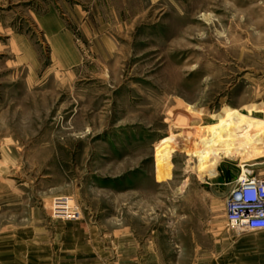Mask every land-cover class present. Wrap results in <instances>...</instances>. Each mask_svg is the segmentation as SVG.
I'll return each instance as SVG.
<instances>
[{
    "label": "rangeland",
    "instance_id": "rangeland-1",
    "mask_svg": "<svg viewBox=\"0 0 264 264\" xmlns=\"http://www.w3.org/2000/svg\"><path fill=\"white\" fill-rule=\"evenodd\" d=\"M49 13L78 63L51 55ZM263 102L264 0H0V233L37 231L49 264H71L70 227L104 253L85 264H123L126 246L133 264H207L215 233L239 235L224 200L242 163L201 174L202 129ZM247 164L264 178V158Z\"/></svg>",
    "mask_w": 264,
    "mask_h": 264
},
{
    "label": "crops",
    "instance_id": "crops-1",
    "mask_svg": "<svg viewBox=\"0 0 264 264\" xmlns=\"http://www.w3.org/2000/svg\"><path fill=\"white\" fill-rule=\"evenodd\" d=\"M40 30L48 44L51 55L61 63L64 61L68 64H76L79 62V56L73 42L72 34L66 30L62 20L57 18L53 13L40 18L38 23ZM18 41H12V48L17 56L25 54V45L16 44ZM18 47H15V46ZM21 47V48H20ZM23 49L22 54L20 50ZM264 104V102H263ZM262 104V105H263ZM260 118H264L262 115ZM253 119H258L254 117ZM62 207H56L58 212ZM79 226V225H78ZM82 226V225H81ZM70 233L64 235L69 243L61 244L60 258L70 256L71 264L89 263L94 257L104 256V253L96 251L94 247L95 235L94 231L87 228L69 229ZM66 228L62 224H58V237H62L66 232ZM34 232V231H33ZM15 233L14 229L7 228L0 233V264H49L47 255L51 254L49 246L40 245L41 235L36 233ZM257 233H264L257 232ZM213 249L209 252L204 251V258H209L207 264H264V234L241 233L234 235L231 233L218 232L213 236ZM61 242V241H60ZM59 243V241H58ZM55 251L58 256V246ZM65 252V253H64ZM70 252V253H69ZM43 256V261L40 259ZM136 252L131 247L122 249V263L133 264L132 256ZM124 255V256H123ZM136 257V256H135ZM148 258L149 264H159L156 255L151 250ZM205 262V260H204Z\"/></svg>",
    "mask_w": 264,
    "mask_h": 264
},
{
    "label": "bare ground",
    "instance_id": "bare-ground-1",
    "mask_svg": "<svg viewBox=\"0 0 264 264\" xmlns=\"http://www.w3.org/2000/svg\"><path fill=\"white\" fill-rule=\"evenodd\" d=\"M202 131V142L196 149L203 152L201 159L207 166L201 174L207 172L209 177H213L218 163L234 156L242 164L264 158V118L238 119L229 130L210 123Z\"/></svg>",
    "mask_w": 264,
    "mask_h": 264
},
{
    "label": "built area",
    "instance_id": "built-area-1",
    "mask_svg": "<svg viewBox=\"0 0 264 264\" xmlns=\"http://www.w3.org/2000/svg\"><path fill=\"white\" fill-rule=\"evenodd\" d=\"M75 215L76 212L72 211L57 216L76 220L78 214L77 217ZM224 221L236 234L264 231V178L258 177L247 163L239 167V174L231 183V190L224 200Z\"/></svg>",
    "mask_w": 264,
    "mask_h": 264
}]
</instances>
